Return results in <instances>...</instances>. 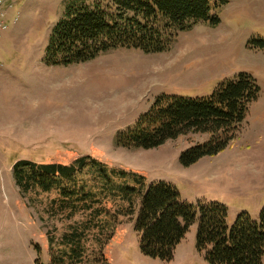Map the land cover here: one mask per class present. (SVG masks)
I'll use <instances>...</instances> for the list:
<instances>
[{
    "label": "rangeland",
    "instance_id": "374dc122",
    "mask_svg": "<svg viewBox=\"0 0 264 264\" xmlns=\"http://www.w3.org/2000/svg\"><path fill=\"white\" fill-rule=\"evenodd\" d=\"M66 1L7 0L3 7L0 264H51L48 229L60 232L85 220L76 214L50 221L38 201L22 197L12 175L19 161L69 165L90 157L141 176L146 187L167 183L181 202L194 208L223 205L228 227L242 213L258 222L264 208V0H208L209 19L177 33L160 53L116 48L84 63L49 66L45 49ZM83 1L91 5L100 0ZM240 74L255 80L259 98L218 155L183 167L180 155L208 139L192 132L149 150L117 144L118 136L134 127L156 97L206 98ZM117 223L103 248L107 264H207L195 248L196 221L170 262L140 253L135 215L119 217Z\"/></svg>",
    "mask_w": 264,
    "mask_h": 264
},
{
    "label": "trees",
    "instance_id": "16d2710c",
    "mask_svg": "<svg viewBox=\"0 0 264 264\" xmlns=\"http://www.w3.org/2000/svg\"><path fill=\"white\" fill-rule=\"evenodd\" d=\"M209 14L208 0H100L91 5L69 0L49 36L44 63H84L116 48L160 53L177 33L208 20ZM217 23L211 20L212 25ZM259 94L255 80L240 74L219 84L206 98L158 96L134 127L118 136L117 144L149 150L189 132L208 135L205 142L180 155V164L189 167L228 147ZM12 175L19 194L38 201L50 221L70 220L76 214L85 217L81 224L60 232L48 229L51 264H107L103 248L118 218L134 215L143 256L170 262L196 221L195 248L207 264H261L264 208L258 222L242 213L228 227L223 205L194 208L181 202L178 191L167 183L146 187L141 176L90 157L69 165L19 161L12 166Z\"/></svg>",
    "mask_w": 264,
    "mask_h": 264
},
{
    "label": "built area",
    "instance_id": "2783aa9c",
    "mask_svg": "<svg viewBox=\"0 0 264 264\" xmlns=\"http://www.w3.org/2000/svg\"><path fill=\"white\" fill-rule=\"evenodd\" d=\"M6 3H7V0H0V36L6 29L5 10L3 8L6 5Z\"/></svg>",
    "mask_w": 264,
    "mask_h": 264
}]
</instances>
